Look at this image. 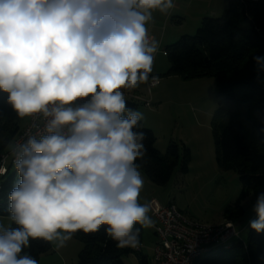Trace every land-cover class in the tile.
Listing matches in <instances>:
<instances>
[{"label":"clouds","instance_id":"clouds-1","mask_svg":"<svg viewBox=\"0 0 264 264\" xmlns=\"http://www.w3.org/2000/svg\"><path fill=\"white\" fill-rule=\"evenodd\" d=\"M173 8L174 0H0V92L36 129L20 142L0 138V176L9 159L16 174L0 264H38L25 252L31 240L60 248L102 225L117 248L138 249L135 225L155 226L151 203L139 202L144 116L122 90L159 85L150 75L159 42L147 25ZM253 60L264 71V57ZM253 211L249 226L262 233L264 192Z\"/></svg>","mask_w":264,"mask_h":264},{"label":"trees","instance_id":"trees-1","mask_svg":"<svg viewBox=\"0 0 264 264\" xmlns=\"http://www.w3.org/2000/svg\"><path fill=\"white\" fill-rule=\"evenodd\" d=\"M228 5L218 17H203L201 25L191 36L183 35L166 45L168 61L165 75L184 80L212 77L216 84L217 107L211 119L215 161L222 171H234L241 185L238 200L223 213L233 223L244 214L240 204L248 194L264 192V71L257 70L254 56H264V3L251 0H227ZM136 109L137 104L126 101ZM16 113L7 103V94L0 92V138L12 140L20 127ZM142 125L147 154L141 171L155 185L169 182L179 168L188 172L190 151L183 143L170 141L164 153L155 146L154 132ZM5 153L0 144V158ZM0 181V215L8 216V193L16 178L14 167ZM16 227V225H12ZM102 225L95 233L78 231L73 237L83 242L78 264H124L123 256L137 251L117 248L116 242L105 233ZM139 239H142V227ZM25 249L38 261L41 254L51 251V242L31 240ZM139 264H148L146 256ZM198 264H264V232L250 228L248 238L232 240L229 248H220L200 258Z\"/></svg>","mask_w":264,"mask_h":264},{"label":"rangeland","instance_id":"rangeland-1","mask_svg":"<svg viewBox=\"0 0 264 264\" xmlns=\"http://www.w3.org/2000/svg\"><path fill=\"white\" fill-rule=\"evenodd\" d=\"M174 3L175 8L168 14L155 11L153 21L148 24L149 34L157 41L165 37L164 46L176 42L183 35H193L203 17H218L228 5L227 0H174ZM197 18L200 19L198 25ZM164 46L154 61L161 73L159 85L149 90L147 84H141L135 89L122 91L126 101L136 103L135 110L143 113L141 122L154 132L157 146L163 149V153L166 145L175 141L189 148L191 159L187 173L176 168L169 182L163 186L153 184L142 172L144 187L139 202L151 203L149 215L153 220L160 207L173 203L195 221L217 224L223 220L224 211L238 200L241 185L234 171L220 170L215 161L211 131V119L217 107L215 80L212 77L184 80L179 76L165 75L163 72L168 66L163 65L167 61L165 54L162 55ZM15 120L21 128L28 118L19 120L16 116ZM2 179L0 177V181ZM256 197L248 194L240 201L244 214L234 224L242 241L248 238L249 222L257 218L253 211ZM0 222L7 226V216L0 215ZM151 230L142 227L140 251L123 256L124 264H139L141 255L146 256L148 264H154L153 248L157 238ZM51 245V251L39 256L38 264H78L83 248L81 240L72 237L63 247L57 248L56 242H51Z\"/></svg>","mask_w":264,"mask_h":264},{"label":"built area","instance_id":"built-area-1","mask_svg":"<svg viewBox=\"0 0 264 264\" xmlns=\"http://www.w3.org/2000/svg\"><path fill=\"white\" fill-rule=\"evenodd\" d=\"M264 3V0H251ZM33 118L16 133L17 142L34 134ZM4 153L0 162H2ZM8 168L12 166L8 160ZM155 226L151 227L157 243L153 248L154 264H198L201 257L220 248H229L233 239L238 237L236 225L230 220L208 224L195 221L183 213L175 204L168 203L154 213ZM136 251L140 250L135 249Z\"/></svg>","mask_w":264,"mask_h":264},{"label":"crops","instance_id":"crops-1","mask_svg":"<svg viewBox=\"0 0 264 264\" xmlns=\"http://www.w3.org/2000/svg\"><path fill=\"white\" fill-rule=\"evenodd\" d=\"M209 15H212V14H209ZM205 16V15H204ZM199 18H197L196 19V23H197V25L199 24ZM147 27H148V31H150V27H149V25H147ZM149 36L150 37H154L152 34H149ZM155 38V37H154ZM164 39H165V37L163 36L162 38L160 37L159 38V49H158V51L154 54V61H155V59H156V57L158 56V54L160 53V49H162L161 47H163L164 45H162L163 44V42H164ZM167 44V43H166ZM167 45H169V44H167ZM166 46V45H165ZM164 46V47H165ZM165 53H163L162 55H164ZM160 59H162V57L161 58H159V61H160ZM165 60V59H164ZM165 67H167V66H169V64H168V62L167 61H165L164 62V64H163ZM156 68H158V66H156V64H155V62L153 63V73L152 74H150V75H157L158 77H159V75L161 74L160 73V71H158ZM167 70H168V68H167ZM167 70L165 71V72H163L164 74L167 72ZM159 79H160V77H159ZM144 120V119H143ZM143 120H142V122H143ZM27 123V122H26ZM25 125V124H24ZM23 125V126H24ZM157 138H156V141H155V146H156V148L161 152V153H163V149H160V148H158V146H157ZM167 146V145H166ZM165 149H166V147H165ZM165 149H164V151H165ZM223 220H225L224 218H223ZM223 220L221 221V222H218V223H222L223 222ZM236 225V224H235ZM152 229V228H151ZM152 231V234L153 235H155L154 234V232H153V230H151ZM156 242V241H155ZM157 243V242H156ZM142 244V243H141ZM141 244H140V247H141ZM140 251V250H139Z\"/></svg>","mask_w":264,"mask_h":264}]
</instances>
